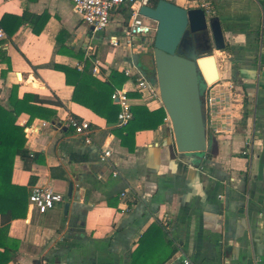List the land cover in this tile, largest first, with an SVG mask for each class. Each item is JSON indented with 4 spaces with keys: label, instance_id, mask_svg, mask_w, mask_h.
Here are the masks:
<instances>
[{
    "label": "crops",
    "instance_id": "0c3cea01",
    "mask_svg": "<svg viewBox=\"0 0 264 264\" xmlns=\"http://www.w3.org/2000/svg\"><path fill=\"white\" fill-rule=\"evenodd\" d=\"M175 2L195 8L194 0ZM214 17L228 45L214 55L234 118L218 129L209 120L211 159L193 168L175 157L160 98L136 90L138 74L155 87L153 45L126 47L125 10L94 32L69 1L0 0V106L41 110L17 120L24 132L39 130L26 135L29 157L16 158L12 175L27 188L26 215L10 224L0 215V252L17 251L9 264H264V0H214ZM114 37L122 46H111ZM94 60L101 82L131 69L121 88L133 113L164 112V123L123 143L118 118L108 122L74 102L58 67L82 71ZM69 116L92 124V144L61 127ZM107 148L113 153L103 161ZM35 186H52L64 201L37 212L29 203Z\"/></svg>",
    "mask_w": 264,
    "mask_h": 264
},
{
    "label": "water",
    "instance_id": "95a60500",
    "mask_svg": "<svg viewBox=\"0 0 264 264\" xmlns=\"http://www.w3.org/2000/svg\"><path fill=\"white\" fill-rule=\"evenodd\" d=\"M140 14L158 23L153 83L172 125L175 157L198 168L211 159L213 150L203 94L220 81L214 53L228 48L222 25L217 17L208 20L202 9L183 8L168 0L144 6ZM68 198H72V186ZM69 207L65 205V213Z\"/></svg>",
    "mask_w": 264,
    "mask_h": 264
},
{
    "label": "built area",
    "instance_id": "2783aa9c",
    "mask_svg": "<svg viewBox=\"0 0 264 264\" xmlns=\"http://www.w3.org/2000/svg\"><path fill=\"white\" fill-rule=\"evenodd\" d=\"M62 1V0H57ZM73 4V11L79 15L84 23H87L94 32H102L106 30L113 20L115 12L125 10L128 14V19L124 25V42L130 50L135 49L136 41H141L140 45L154 44V36L157 31L158 23L148 17L140 14V10L144 6H149L152 0H66ZM194 7L202 9L207 19L214 17V0H194ZM5 38V32L0 29V39ZM111 46L118 48L122 46V41L114 37L110 40ZM137 45L136 47L140 46ZM93 75L101 74V63L99 60H94ZM125 76L130 79L133 76L131 69H125ZM224 86L220 85V81L208 86L203 94L204 112L207 118V127L210 124L218 129V125L223 121H230L234 118L230 113L234 106L235 100L232 99V93L224 92ZM136 90L143 96L160 98L159 90L152 86L148 80L138 74ZM120 112L118 115V126L125 127L133 119V110L128 92L125 88L116 89L112 96ZM47 122H42L41 126H47ZM70 128L78 136H82L85 143L90 145L93 143L92 124L88 121H82L74 116H69L66 122L61 125ZM39 130L38 127L25 129V134H30L31 131ZM250 144V143H249ZM251 147V144L249 145ZM253 148V147H252ZM249 150V149H248ZM251 151V149H250ZM112 149L107 148L103 151L102 160H108L112 156ZM247 153V152H246ZM114 177H118V173H113ZM127 191L122 192V198L126 197ZM64 201V196L57 193L52 186H35L30 195L29 203L31 208L41 214H46L54 209L58 204ZM184 264H192L189 260H184Z\"/></svg>",
    "mask_w": 264,
    "mask_h": 264
},
{
    "label": "trees",
    "instance_id": "16d2710c",
    "mask_svg": "<svg viewBox=\"0 0 264 264\" xmlns=\"http://www.w3.org/2000/svg\"><path fill=\"white\" fill-rule=\"evenodd\" d=\"M66 75L68 85L73 86V101L90 109L96 115L103 117L108 122L113 117L118 118V106L114 104L111 96L113 92L121 88L127 78L123 73L113 71L110 80L101 82L93 76V67L86 64L82 71L77 68L58 67ZM23 108L12 104L11 109L0 106V215L6 224L13 220L25 217L28 208V193L26 187H18L12 183V175L16 158L21 156L28 159L26 150V134L24 129L17 125V120L25 110H35L28 106ZM46 112V111H43ZM146 112V115H143ZM40 115V113H36ZM34 113L31 117L34 118ZM166 115L164 112H148L138 108L133 113V119L118 134L123 143L133 139L137 132L143 130H156L164 123ZM0 245H3L0 242ZM17 251L10 247H4L0 252V264H9L16 260Z\"/></svg>",
    "mask_w": 264,
    "mask_h": 264
},
{
    "label": "rangeland",
    "instance_id": "374dc122",
    "mask_svg": "<svg viewBox=\"0 0 264 264\" xmlns=\"http://www.w3.org/2000/svg\"><path fill=\"white\" fill-rule=\"evenodd\" d=\"M168 1H171V2H173V3H176L175 1L176 0H168ZM84 24H86L88 27H90L87 23H84ZM102 33H100L99 35H101ZM141 44V41L139 40V41H136V43H135V49L137 48L136 46L137 45H140ZM205 90L203 89V92H204ZM234 112V111H233ZM233 112H231L230 113V115H233Z\"/></svg>",
    "mask_w": 264,
    "mask_h": 264
},
{
    "label": "flooded vegetation",
    "instance_id": "af4514ba",
    "mask_svg": "<svg viewBox=\"0 0 264 264\" xmlns=\"http://www.w3.org/2000/svg\"><path fill=\"white\" fill-rule=\"evenodd\" d=\"M157 2H158V0H152L150 4L153 6V5H155Z\"/></svg>",
    "mask_w": 264,
    "mask_h": 264
}]
</instances>
